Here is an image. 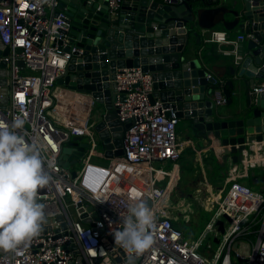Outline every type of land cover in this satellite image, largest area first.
<instances>
[{"label": "built area", "instance_id": "built-area-1", "mask_svg": "<svg viewBox=\"0 0 264 264\" xmlns=\"http://www.w3.org/2000/svg\"><path fill=\"white\" fill-rule=\"evenodd\" d=\"M119 2L107 0L108 9L116 10ZM58 5V0L0 3V44L9 49L4 61L10 73L9 94L7 103L0 106V121L11 123L17 117L25 121L17 131L29 143L39 139L46 171L53 177L52 183L38 191V202L44 205L46 216L40 233L26 248L21 245L14 252L0 251V264H129L128 254L114 244L110 232L122 227L120 218L136 200H143L153 213L154 226L149 231L154 244L136 256L134 264H264V194L238 181L247 178V165L252 161L243 162L242 172L228 170L224 197L222 190L215 196L206 192L203 210L213 214L203 233L188 239L174 227L169 201L180 173L179 120L171 108H164L156 100L151 103L150 74L125 69L116 76L113 106L118 121L129 126L122 141L123 155L108 158L111 162L107 166L91 163L98 140L96 122L88 124L94 102L87 95L55 85L71 55L82 54L75 47L66 52L68 36L63 32H68L67 17L64 11L55 16ZM248 37L239 35L232 41L226 32L213 31L204 43L232 45V50L219 52L233 55L237 63L239 43ZM20 60L22 68L16 64ZM218 83L212 92L217 108L226 104L224 84ZM261 92L264 84L250 94ZM73 137L88 138L86 159L79 171H73L74 177L72 171L59 165L61 149ZM261 161L264 166V158ZM167 162L171 163L168 171L155 166ZM58 217L62 220L57 221ZM83 219L90 223L84 224ZM219 220L223 221L222 234L216 226ZM209 231L222 235L221 240L214 238L218 240L215 250L204 243Z\"/></svg>", "mask_w": 264, "mask_h": 264}, {"label": "water", "instance_id": "water-1", "mask_svg": "<svg viewBox=\"0 0 264 264\" xmlns=\"http://www.w3.org/2000/svg\"><path fill=\"white\" fill-rule=\"evenodd\" d=\"M119 1V7L110 11L107 0H58L55 14L64 11L67 17L68 32H63L68 36L66 52L74 47L82 51L80 56L77 52L71 55L55 85L87 95L103 106L94 130L105 156L123 155L122 141L129 127L118 121L113 106L116 76L125 69H139L151 75V103L156 99L164 108H171L178 120H187L188 130L209 144L220 168L226 170L229 162L228 170H241L243 162L252 161L248 170L264 169V92L250 94L255 81H264V0ZM229 15L231 21L226 19ZM218 25L251 37L246 53L235 64L239 79H246L245 92L232 80L225 82V105L231 107L226 113L214 106L210 86L215 80L207 79L200 52L191 45L192 38L200 44L202 30ZM8 55L9 49L0 44V106L7 103L9 94V65L4 61ZM16 64L23 67L21 60ZM230 73L236 71L230 69ZM87 148L81 137L70 138L61 149L59 165L70 172ZM70 174L75 176L73 171ZM222 219L229 222L226 216ZM83 223L90 220L83 219ZM216 226L222 234L223 221Z\"/></svg>", "mask_w": 264, "mask_h": 264}, {"label": "clouds", "instance_id": "clouds-1", "mask_svg": "<svg viewBox=\"0 0 264 264\" xmlns=\"http://www.w3.org/2000/svg\"><path fill=\"white\" fill-rule=\"evenodd\" d=\"M25 121H0V251L14 252L37 236L46 222L38 191L53 182L46 171L43 145L37 138L29 143L17 130ZM51 167V162H48ZM122 227L110 232L114 244L128 254L129 264L154 244L149 231L154 216L143 200L129 204L120 218Z\"/></svg>", "mask_w": 264, "mask_h": 264}, {"label": "crops", "instance_id": "crops-1", "mask_svg": "<svg viewBox=\"0 0 264 264\" xmlns=\"http://www.w3.org/2000/svg\"><path fill=\"white\" fill-rule=\"evenodd\" d=\"M226 19H227V21H231L233 18H232V16L229 15V16H226ZM213 31L226 32L228 39L232 40V41L235 40L239 35H242L239 33L238 29H235L232 31H226V30H224L222 25H218L209 31H205V30L201 31L202 36H201V42L199 45H196L195 38H192V40H191L192 49H195L196 52H200V57L202 59L203 65L206 68L209 76H211L212 78H215L217 80L218 79H224L225 82L228 80H232L233 84L236 85L237 88L242 89V92L244 93L245 92L244 82L246 81V79H242V80L239 79L238 74H237L239 69H235L236 63L234 61V56L233 55L232 56H223L219 52V49L232 50L233 46L230 44L218 45L215 43H204V39L207 38L209 36V34ZM250 39H251V37L250 38L248 37L243 42L239 43V47H238V55L239 56L246 53L247 43ZM230 69L236 71L235 75H231ZM254 84H255V87H259V86L264 84V81H255ZM60 88H63V87H60ZM210 88H211L212 92L216 89L212 86H210ZM234 94H235V92H234ZM233 100H235L234 95H233ZM242 100H244V97H242ZM156 101H158V100H156ZM218 110L220 112L226 113V112H229L231 110V107H227L226 105H224L222 107H219ZM179 122H180V120H179ZM179 122H178V124H179ZM190 134H191L190 137H188L186 140L180 141V143L182 144V154L183 155L185 153L188 154V155H186V157L189 160V165L187 163H185L184 160H182L181 163L179 162V166H180L179 176L185 175V180H186L185 185H182L184 187L182 189L181 196L182 197L186 196L185 198L189 197L190 194L187 195L186 191L188 189H194L195 191H197L199 183L206 188L205 189L206 192L215 196L219 192H216L215 194H213L211 188L219 187L220 190L222 189L224 182H225V179L228 176V169L223 170L226 173V177H225L223 182L218 177H215V174L213 173V171L210 170L211 169V160L214 157L213 152L211 150V147L209 146V144L206 143V141H204L202 139L195 138L192 132H190ZM190 151H192V152H190ZM164 164H166V163H164ZM228 164H229V162H228ZM209 167H210V169H209ZM257 169H258V167L255 169H249L247 178L243 177V178L238 179V181L245 180V179H251V177L253 175V177L256 178L255 183H253V184L257 185L258 189L264 191V177L256 174ZM239 172H242V170H239ZM197 180H199V183L196 182ZM191 181H192V187L188 188L189 185L191 184ZM220 182H222V185ZM258 192H259V190H258ZM208 193H206V194H208ZM180 202H184V201H180Z\"/></svg>", "mask_w": 264, "mask_h": 264}, {"label": "rangeland", "instance_id": "rangeland-1", "mask_svg": "<svg viewBox=\"0 0 264 264\" xmlns=\"http://www.w3.org/2000/svg\"><path fill=\"white\" fill-rule=\"evenodd\" d=\"M103 113V106L97 103H94L91 107L90 111V117L88 119V124L91 122H97L99 120L100 115ZM176 134L178 141H184L188 137H190V131L188 130V121L187 120H180L179 124L176 127ZM82 141L87 143L88 138L83 137ZM96 148H95V155L91 159V163L96 165H102L107 166L109 162H111L110 159L105 158L103 156L105 150L100 146L98 140L96 141ZM88 149L84 150L83 156L73 165L70 166V171H79L81 167L84 164V161L86 159ZM158 168H162L165 171H168L171 168V163L167 162L166 164H156L155 165ZM229 167V164H227L226 169ZM225 170V169H224ZM185 174V173H184ZM256 174L264 177V169H257ZM179 180L174 184L173 190L170 194V201H169V208L172 211L173 215V221L176 228H178L184 235L185 238L195 239L198 237L199 234L204 232L205 226L207 222L210 220L213 211L212 212H206L203 210V207L206 202V197L208 194H206V188L202 186L199 183V180L196 182L199 183L198 191H195L194 189H188L186 191L187 195L189 197L185 198L186 196L182 197L181 192L186 183L185 175L179 176ZM246 187L250 188L252 191H258L257 185H254L250 183L249 179L241 180L239 181ZM209 184V183H208ZM176 185V186H175ZM178 185V186H177ZM222 185V182H221ZM192 187V181L188 188ZM197 189V190H198ZM213 194L216 192H219V187L211 188ZM228 187L223 186L221 191V197H224L226 194ZM264 194V192H262ZM180 201H184V206L180 207L179 203ZM171 213V214H172ZM76 217L73 216V219ZM227 226V224H226ZM218 236V239H222L221 234H216L214 231L207 232L208 240H206L204 243L211 244V247L213 250L217 248V245L213 243L214 238Z\"/></svg>", "mask_w": 264, "mask_h": 264}, {"label": "trees", "instance_id": "trees-1", "mask_svg": "<svg viewBox=\"0 0 264 264\" xmlns=\"http://www.w3.org/2000/svg\"><path fill=\"white\" fill-rule=\"evenodd\" d=\"M214 80H215V83L212 85V87H214V88H217L218 87V85H219V81H221V82H223V84H224V86H225V81H224V79H215V78H213ZM190 152H192V151H190ZM186 155H188V154H182L181 153V156H180V159H179V162L181 163V161L182 160H184L185 161V163H187L188 165H189V160H188V158L186 157ZM192 157V156H191ZM209 169H210V167H209ZM259 169V168H258ZM211 171H213V173L215 174V177H218L222 182L224 181V179H225V177H226V173L223 171V169L222 168H220L218 165H217V163L215 162V159H214V157H213V159L211 160V169H210ZM209 171V170H208ZM255 179L256 178H254L253 177V175H252V177H251V179H249L250 180V183H255ZM252 181V182H251ZM221 183V182H220ZM259 192H264L263 190H259ZM173 225H174V223H173ZM174 227H175V225H174ZM185 235V234H184Z\"/></svg>", "mask_w": 264, "mask_h": 264}]
</instances>
